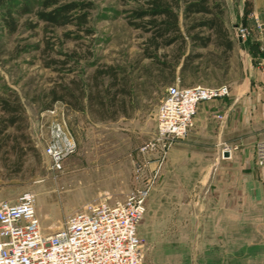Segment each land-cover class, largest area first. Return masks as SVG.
Listing matches in <instances>:
<instances>
[{"label":"rangeland","instance_id":"374dc122","mask_svg":"<svg viewBox=\"0 0 264 264\" xmlns=\"http://www.w3.org/2000/svg\"><path fill=\"white\" fill-rule=\"evenodd\" d=\"M14 1L0 6V101L12 103L16 97L24 123L0 136V202L34 195L40 231L52 235L87 203L112 205L145 189V214L137 227L141 264H264L253 259V247L246 244L252 230L239 229L238 215L227 212L237 199L236 176L242 172L238 167L210 166L199 148L178 144L183 140L157 164L152 156L139 153L155 134L166 90L178 85L177 73L167 88L155 71L147 78L150 61L144 50L150 35L128 25L143 0H57L59 5H90L84 28L74 24L53 28L40 22L37 13L45 0H29L27 12H21L20 0ZM218 1L233 49L226 53L213 45L191 49L188 44L184 57L200 58L192 62L198 66L196 73L187 75L181 88H231L248 75L249 58L238 47L234 32L243 28L250 30L249 35L258 34L245 21L250 0ZM7 10L14 32L6 25ZM194 19L201 17L185 21L179 15L183 35ZM170 52L161 49L157 55ZM258 53L264 56L262 50ZM105 66L118 67L134 81L126 117L100 121L94 113L50 104L48 94L55 85L70 81L85 85L96 69ZM61 120L76 149L62 171L53 173L43 147L51 125Z\"/></svg>","mask_w":264,"mask_h":264},{"label":"built area","instance_id":"2783aa9c","mask_svg":"<svg viewBox=\"0 0 264 264\" xmlns=\"http://www.w3.org/2000/svg\"><path fill=\"white\" fill-rule=\"evenodd\" d=\"M251 22L254 31H264V15L262 19L252 16ZM249 34L250 30L237 28L234 38L246 40ZM261 50L264 53V45ZM229 95L227 86L169 87L157 110L155 134L140 147L139 153L152 156L156 164L162 162L170 147L185 139L193 128L196 107ZM75 149L76 144L64 122L51 125L43 147L49 170L61 172ZM253 153L255 165L264 169V140L254 144ZM147 195V191L141 189L112 205L87 203L52 235H43L40 231L34 195L26 193L14 202L2 201L0 264H141L137 227L145 214Z\"/></svg>","mask_w":264,"mask_h":264},{"label":"trees","instance_id":"16d2710c","mask_svg":"<svg viewBox=\"0 0 264 264\" xmlns=\"http://www.w3.org/2000/svg\"><path fill=\"white\" fill-rule=\"evenodd\" d=\"M20 1L21 12H27L29 0ZM13 2L15 1L0 0V6L11 5ZM89 10H91L89 4L70 2L59 5L57 0H45L42 3V11L37 13V18L53 28L72 24L84 28L88 24ZM6 13V25L10 32H14L15 24L11 14L8 10ZM222 14L218 0H143L142 5L130 14L128 25L150 35L147 41L148 48L144 50L145 58L150 61L146 68L147 78L155 71L157 78H163V87L167 88L177 73L178 86L183 87L186 76L194 75L198 69L192 62L200 58V55L184 57L188 44L191 49H206L213 45L222 48L223 52L230 53L233 42L224 28ZM179 15L185 21L200 16L201 21L192 20V25L185 29L183 35L179 28ZM161 49H169L171 52L168 56H158ZM134 89V81L129 74L118 67L105 66L96 69L88 78L87 84L70 81L68 84L55 85L48 96L51 105L60 103L73 111L94 113L100 121H112L118 116L126 117L127 100L132 99ZM0 112L2 113L0 136L7 128L24 123L23 109L16 97L12 103L1 100Z\"/></svg>","mask_w":264,"mask_h":264},{"label":"crops","instance_id":"0c3cea01","mask_svg":"<svg viewBox=\"0 0 264 264\" xmlns=\"http://www.w3.org/2000/svg\"><path fill=\"white\" fill-rule=\"evenodd\" d=\"M263 15L264 0H250V13L245 21L251 22L248 18L252 16L262 19ZM251 35L237 42L249 58L247 77L229 88L228 98L199 104L193 128L178 144L199 148L208 157L210 166L238 167L242 171L236 176L235 205L227 212L238 215L239 229L252 230V240L246 244L253 247V259L261 261L264 233L259 231H264V169L256 168L253 152L254 144L264 140V56L258 53L264 45V31Z\"/></svg>","mask_w":264,"mask_h":264},{"label":"water","instance_id":"95a60500","mask_svg":"<svg viewBox=\"0 0 264 264\" xmlns=\"http://www.w3.org/2000/svg\"><path fill=\"white\" fill-rule=\"evenodd\" d=\"M240 41V40H239Z\"/></svg>","mask_w":264,"mask_h":264}]
</instances>
